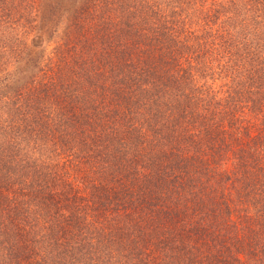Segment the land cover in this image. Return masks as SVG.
I'll return each instance as SVG.
<instances>
[{
	"label": "trees",
	"instance_id": "1",
	"mask_svg": "<svg viewBox=\"0 0 264 264\" xmlns=\"http://www.w3.org/2000/svg\"><path fill=\"white\" fill-rule=\"evenodd\" d=\"M0 264H264V0H0Z\"/></svg>",
	"mask_w": 264,
	"mask_h": 264
}]
</instances>
